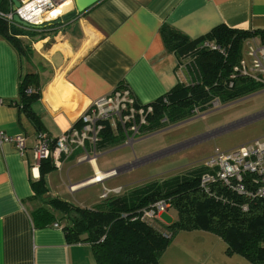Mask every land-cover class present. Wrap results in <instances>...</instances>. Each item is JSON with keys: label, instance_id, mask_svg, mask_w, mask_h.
<instances>
[{"label": "crops", "instance_id": "1", "mask_svg": "<svg viewBox=\"0 0 264 264\" xmlns=\"http://www.w3.org/2000/svg\"><path fill=\"white\" fill-rule=\"evenodd\" d=\"M9 9L8 1L0 0V11ZM44 23L46 28L34 29V34L15 35L22 43L27 41L31 51L27 56L0 33V130L26 137L23 155L13 142L0 144V264H96L91 244L67 241L61 213L47 204L52 198L71 203L66 191L54 188L58 171L47 170L39 180L40 168L48 165L43 161L34 167L36 134L44 132L54 139L78 126L92 101L120 85L140 103L155 101L177 84L178 53L165 45L164 29L189 40L219 25L264 31V0H99L81 13L68 1L51 10ZM26 73H36L40 82V98L31 105L35 119L17 104L19 83ZM247 117H264V105ZM260 133L255 138L264 136ZM80 155L76 149L63 157L58 169L87 163L85 174L68 185L69 191L105 172L97 159L78 161ZM39 208L60 216L37 226ZM225 250V242L214 233L180 231L163 252L161 264H249Z\"/></svg>", "mask_w": 264, "mask_h": 264}, {"label": "trees", "instance_id": "2", "mask_svg": "<svg viewBox=\"0 0 264 264\" xmlns=\"http://www.w3.org/2000/svg\"><path fill=\"white\" fill-rule=\"evenodd\" d=\"M46 24L43 22L38 29ZM20 27L0 19V33L13 43L19 53L27 56L30 49L15 35L34 33ZM162 34L165 45L177 51L178 58L190 52L195 54L201 77L191 86L176 84L151 102L153 113L148 117V125L145 127L148 131L157 130L168 119L180 121L190 114L212 109L211 100L216 97L224 103L255 87H261L247 78L238 76L230 79L229 76L241 56L242 42L253 35L262 36L264 31L219 25L207 35L193 40L169 28L164 29ZM204 40L229 47L227 55L199 49ZM40 95L37 74L26 73L19 83L17 104L31 119L36 117L31 105ZM162 97H166V103L162 102ZM120 142L122 138L113 136L106 123L98 147L101 149ZM45 161L48 166L40 168V181H43L45 172L53 168L49 160ZM202 172L200 167L159 184L134 189L126 195L112 196L100 203L104 205L97 204L93 208L72 205L59 198H52L47 204L61 213L67 241L91 244L96 264H161V256L174 235L190 230L214 233L225 242L227 254H238L249 264H264V198L248 199L219 187H216V194L220 198L210 196L199 187ZM160 199L169 200L170 206L177 211V219L172 223L162 225L158 219L130 220L139 209ZM243 204L247 205L246 210L242 209ZM56 219L52 211L37 209V226L51 224Z\"/></svg>", "mask_w": 264, "mask_h": 264}, {"label": "built area", "instance_id": "3", "mask_svg": "<svg viewBox=\"0 0 264 264\" xmlns=\"http://www.w3.org/2000/svg\"><path fill=\"white\" fill-rule=\"evenodd\" d=\"M7 1L10 9L7 12L0 11V18L8 24H16L12 20V15L17 14L21 20L31 25H42L51 10L58 9L72 0H18L19 6L14 11L11 10V0ZM198 48L226 56L229 47L221 46L215 41L204 40ZM194 55L190 52L178 58L175 65L177 84L191 86L199 81L201 75ZM238 76L264 87V35H253L242 42L241 56L232 67L229 77L234 79ZM162 102H167L166 97H162ZM219 103L216 97L211 100V107L215 108ZM193 111L197 112V109ZM152 113L151 103H140L125 85L115 87L107 95L91 102L79 118L78 126L70 127L54 139L44 132H38L32 147L34 167L38 168L43 161L49 160L54 168L59 169L62 158L68 157L76 149L81 150L78 161H95L98 156L96 151L101 150L98 145L106 123L113 136L121 137L126 145H132L135 135L148 125V117ZM25 140L26 137L22 133L9 135L0 130V144L13 142L21 155L26 148ZM206 159L201 166L203 172L199 178V187L204 193L220 198L216 194V187H219L248 199L264 198V136L226 150L215 147ZM116 174V169H110L103 172L102 177L95 174L82 184L101 183L99 197L107 200L122 192V187L107 188L103 185L106 178ZM69 189L73 190L74 186L70 185ZM169 207V200L160 199L139 209L130 220L153 221ZM241 207L243 210L247 209L246 204ZM53 226L57 227L58 224L54 223Z\"/></svg>", "mask_w": 264, "mask_h": 264}, {"label": "rangeland", "instance_id": "4", "mask_svg": "<svg viewBox=\"0 0 264 264\" xmlns=\"http://www.w3.org/2000/svg\"><path fill=\"white\" fill-rule=\"evenodd\" d=\"M243 57L246 59L245 55ZM262 105L264 87L258 86L238 98L220 102L215 108L190 114L183 120L168 119L157 130L148 131L142 128L135 135L132 145L120 142L101 148L96 151L101 171L128 166L116 175L106 178L103 184L107 188L122 187V196L134 189L159 184L173 176L185 175L199 169L215 147L221 150L230 149L253 140L260 132H264V117H247L258 111ZM86 167L87 163L79 166L73 162L68 166V173V168L59 172L53 167L51 171H58L57 186L54 188L66 191V198L76 206L93 208L97 204L104 205L100 203L105 200L99 197L101 183H89L73 191L68 190V185L76 182L75 178L85 174ZM177 216L175 208L170 206L160 214L158 220L162 225H168ZM60 220L64 225V219Z\"/></svg>", "mask_w": 264, "mask_h": 264}, {"label": "water", "instance_id": "5", "mask_svg": "<svg viewBox=\"0 0 264 264\" xmlns=\"http://www.w3.org/2000/svg\"><path fill=\"white\" fill-rule=\"evenodd\" d=\"M73 4L75 6V9L78 13L84 12L87 10L89 7L97 3L99 0H72ZM12 2V7L11 10L14 11L16 7L19 6V1L18 0H11ZM12 20L14 23L18 24L19 26L28 29V30H34L38 29L41 25H31L23 20H21L17 14L12 15ZM117 172L120 171V169H116Z\"/></svg>", "mask_w": 264, "mask_h": 264}, {"label": "bare ground", "instance_id": "6", "mask_svg": "<svg viewBox=\"0 0 264 264\" xmlns=\"http://www.w3.org/2000/svg\"><path fill=\"white\" fill-rule=\"evenodd\" d=\"M97 176H98V177H102V176H103V174H100V173H99Z\"/></svg>", "mask_w": 264, "mask_h": 264}]
</instances>
